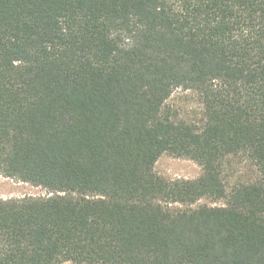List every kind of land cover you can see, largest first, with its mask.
<instances>
[{
  "label": "trees",
  "instance_id": "1",
  "mask_svg": "<svg viewBox=\"0 0 264 264\" xmlns=\"http://www.w3.org/2000/svg\"><path fill=\"white\" fill-rule=\"evenodd\" d=\"M0 176L47 192L0 200V264H264V0H0Z\"/></svg>",
  "mask_w": 264,
  "mask_h": 264
},
{
  "label": "rangeland",
  "instance_id": "2",
  "mask_svg": "<svg viewBox=\"0 0 264 264\" xmlns=\"http://www.w3.org/2000/svg\"><path fill=\"white\" fill-rule=\"evenodd\" d=\"M163 112L170 114L172 118L186 123L200 126L203 119V109L197 95L191 91L177 89L174 90L166 100ZM156 175L167 180H194L202 175V168L192 160L177 158L168 154H162L154 164ZM225 180L228 186L235 182H245L248 179L257 177V171L253 165L241 156L231 157L225 164ZM47 192L40 188L26 183H17L8 178L0 176V200L40 198L45 197ZM224 201H213L202 198L190 208L202 206L216 207L222 206ZM186 206L172 205L171 208L183 209Z\"/></svg>",
  "mask_w": 264,
  "mask_h": 264
}]
</instances>
